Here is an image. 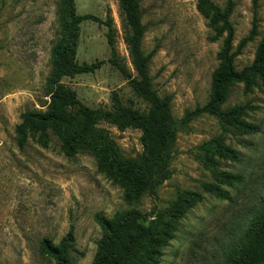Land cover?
Masks as SVG:
<instances>
[{
	"label": "rangeland",
	"instance_id": "1",
	"mask_svg": "<svg viewBox=\"0 0 264 264\" xmlns=\"http://www.w3.org/2000/svg\"><path fill=\"white\" fill-rule=\"evenodd\" d=\"M145 25L143 51L157 48L150 63L154 88L160 96L172 95L177 118L210 97L213 73L219 65L223 40L211 41L212 30L198 9L199 0H139ZM225 7L226 0H213ZM79 23L76 59L94 70L61 80L79 100L92 108L110 109L117 94L122 104L148 110L149 105L129 84L137 77L124 42L119 0H74ZM232 15L235 47L249 34L256 2L259 36L236 58L241 70L250 65L264 36V0H235ZM116 35L109 45L108 24ZM60 0H0V264H58L40 252L44 237L59 243L72 230L73 264H91L102 229L96 215L113 217L136 208L154 218L183 192L198 193L196 202L180 216L177 229L162 249L159 264H222L225 252L243 236L253 212L264 201V86L245 93L234 85L225 107L251 104L248 121L260 126L253 135L227 133L226 143L241 153V160L221 161V169L238 174L242 182L229 188V198L207 193L203 183H214L213 171L198 157L199 147L222 134L218 118L204 115L179 130L171 159V176L133 204L126 190L101 172L90 150L68 156L51 131L41 143L30 138L25 148L17 141V126L29 110H46L47 80L52 70V50L63 32ZM106 131L118 154L138 159L145 151L143 131L119 128L107 122ZM181 193V195H180ZM180 195V196H179ZM190 200H193L189 196Z\"/></svg>",
	"mask_w": 264,
	"mask_h": 264
},
{
	"label": "trees",
	"instance_id": "2",
	"mask_svg": "<svg viewBox=\"0 0 264 264\" xmlns=\"http://www.w3.org/2000/svg\"><path fill=\"white\" fill-rule=\"evenodd\" d=\"M60 3L63 32L52 50V70L47 80L50 101L43 105L46 110H29L22 115V122L16 130L19 147L25 148L30 138L36 136L39 142L46 143L50 138L48 131H51L68 156L90 150L99 170L119 183L126 190L127 202L133 204L147 192L156 194L157 188L170 178L171 159L179 130L187 128L197 118L211 115L219 119L223 132L199 147L198 157L215 177L214 183L205 182L203 188L220 200L228 199L229 188L241 183L242 178L222 170L221 161L239 162L241 153L226 143L225 134L238 132L253 135L260 132L259 125L248 121L250 111L255 109L251 104L225 107L234 85L243 84L245 93L264 86V36L250 65L239 70L235 64L236 58L260 34L256 2L252 28L235 47L236 29L232 21L235 0H226L225 7L213 0H199L198 9L214 33L210 40L222 39L223 44L218 53L219 65L213 73L209 100L187 110L182 118L172 114V95L160 96L154 88L150 63L157 48L149 54L143 51L145 25L139 0H119L120 16L124 42L137 73V77L127 76L129 84L148 103V110L122 104L117 94L114 95L115 104L110 109L83 104L77 93L67 88L61 80L97 67L82 66L76 59L79 23L94 16H78L74 0H60ZM108 27L109 45L115 54L116 35L111 23ZM101 122L122 129H141L144 133V153L138 159L122 158L106 131L95 134L96 126ZM195 198L202 200L198 193L183 192L169 208L157 211L152 219L136 208L119 211L111 218L97 214L95 219L102 229V237L97 242L91 264H159L163 247L178 227V219L199 201ZM74 242L72 230L58 244L44 237L40 242V252L56 259L58 264H73ZM222 264H264V201L253 212L243 236L225 252Z\"/></svg>",
	"mask_w": 264,
	"mask_h": 264
}]
</instances>
